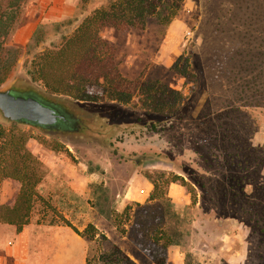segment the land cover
Instances as JSON below:
<instances>
[{
  "label": "rangeland",
  "instance_id": "obj_1",
  "mask_svg": "<svg viewBox=\"0 0 264 264\" xmlns=\"http://www.w3.org/2000/svg\"><path fill=\"white\" fill-rule=\"evenodd\" d=\"M108 1L30 0L7 39L19 54L0 88H29L89 124L67 134L14 127L30 136L25 148L38 162V185L46 188L56 181L52 165L91 180L87 197L66 207L68 219L49 196L37 193L29 220L68 228L64 218L82 231L87 221L79 211L91 217L100 206L116 214L126 230L122 235L108 221L116 232L109 241L137 264L157 259L164 264H264V109L259 99L248 107L246 93L240 92L247 75L243 67L264 51V0H181L180 11L165 27L104 28L101 38L113 48L121 75L137 84L125 103L97 89L95 101L74 102L31 81L34 56L57 49ZM9 126L0 116V128ZM145 172L178 175L187 186L174 183L179 193L165 185V197L156 201H149L150 194L125 198L130 183L141 191L149 182ZM126 207L129 219L123 215ZM159 236L163 239L155 241ZM164 242L171 245L163 249ZM100 243L107 252V244Z\"/></svg>",
  "mask_w": 264,
  "mask_h": 264
},
{
  "label": "trees",
  "instance_id": "obj_2",
  "mask_svg": "<svg viewBox=\"0 0 264 264\" xmlns=\"http://www.w3.org/2000/svg\"><path fill=\"white\" fill-rule=\"evenodd\" d=\"M30 0H0V86L6 81L15 65L19 50L6 44L15 24ZM181 9V0H109L105 6L93 10L73 31L62 39L57 49H48L36 54L30 64L28 75L33 82H39L43 89L59 97H65L74 102L95 101L93 90L97 89L109 100L125 103L131 99L137 89L133 80L123 77L115 61L113 48L103 41L100 32L111 27L118 31H143L149 24L161 27L169 25ZM264 49V45H262ZM257 60H250L251 66L245 65V103L253 106L256 99L261 101L264 109V51ZM260 65L256 74V63ZM164 92L176 100L181 94L171 88ZM155 99H158L155 97ZM253 101V102H252ZM255 108H258L256 106ZM18 125L10 123V129L0 128V179L16 182L19 185L15 199L11 205L0 204V223L14 226L16 232L29 223L30 213L36 198V187L41 179L37 160L26 150L25 144L30 136L22 130H14ZM246 157L244 162H246ZM164 173H143L151 183L149 201L163 199V186L178 183L187 186L183 177ZM101 190L100 187H94ZM191 194L190 191H188ZM191 194V199L194 201ZM139 206V204H137ZM97 211L114 227L125 234V228L118 223L116 214L104 212L97 206ZM129 207L123 215L128 216ZM64 225L76 235L87 240L89 249L85 264H137L119 248L112 245L105 234L91 223L82 231L72 226L64 218ZM165 236V234H164ZM163 239L159 236L157 240ZM166 241V240H165ZM169 241V240H167ZM100 242L108 246L107 252ZM171 243L164 242L163 249ZM154 264H164L161 259Z\"/></svg>",
  "mask_w": 264,
  "mask_h": 264
},
{
  "label": "crops",
  "instance_id": "obj_3",
  "mask_svg": "<svg viewBox=\"0 0 264 264\" xmlns=\"http://www.w3.org/2000/svg\"><path fill=\"white\" fill-rule=\"evenodd\" d=\"M50 169L56 181L46 188L44 184H39L36 191L41 197L49 196L51 205L68 219L70 214L66 207L76 205V199L81 195L84 199L87 197V183L91 180L88 179L87 174L72 175L73 172L67 171L69 170L67 167L52 165ZM67 173L71 174L67 176ZM14 185L12 186L8 181L0 182V198L3 205L13 203L20 188L17 183ZM142 188L141 191L136 190L135 185L130 183L124 197L127 199L147 197L152 191L149 182L143 183ZM169 190L180 191L174 184L169 185ZM173 201L177 202V200ZM79 213L81 219L85 218L87 224H93L107 238L110 239L115 235L116 232H113L115 230L107 227L108 220L97 210L90 212L91 217L87 216L86 210H80ZM88 249L87 240L76 235L71 229L58 225L39 224L37 218L30 219L18 233L14 226L0 223V264H85Z\"/></svg>",
  "mask_w": 264,
  "mask_h": 264
},
{
  "label": "water",
  "instance_id": "obj_4",
  "mask_svg": "<svg viewBox=\"0 0 264 264\" xmlns=\"http://www.w3.org/2000/svg\"><path fill=\"white\" fill-rule=\"evenodd\" d=\"M53 105L65 107L29 88H0V116L7 123L49 129L60 119ZM74 115L70 118L74 119Z\"/></svg>",
  "mask_w": 264,
  "mask_h": 264
},
{
  "label": "flooded vegetation",
  "instance_id": "obj_5",
  "mask_svg": "<svg viewBox=\"0 0 264 264\" xmlns=\"http://www.w3.org/2000/svg\"><path fill=\"white\" fill-rule=\"evenodd\" d=\"M15 88V87H14ZM53 108L56 111V114L60 116V119L57 120V123L54 127L49 129L43 128L47 132L54 134H67L71 131H84L88 127V120L82 115H74L68 108L63 106L53 105ZM74 115V119H71L70 116Z\"/></svg>",
  "mask_w": 264,
  "mask_h": 264
}]
</instances>
